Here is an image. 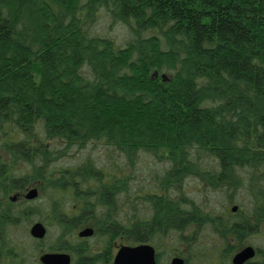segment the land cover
<instances>
[{
	"label": "trees",
	"instance_id": "1",
	"mask_svg": "<svg viewBox=\"0 0 264 264\" xmlns=\"http://www.w3.org/2000/svg\"><path fill=\"white\" fill-rule=\"evenodd\" d=\"M143 159L160 165L147 187ZM191 180L230 210L197 204ZM119 238H172L184 264L252 247L245 264H264V0H0L2 264L58 252L93 264Z\"/></svg>",
	"mask_w": 264,
	"mask_h": 264
},
{
	"label": "rangeland",
	"instance_id": "2",
	"mask_svg": "<svg viewBox=\"0 0 264 264\" xmlns=\"http://www.w3.org/2000/svg\"><path fill=\"white\" fill-rule=\"evenodd\" d=\"M96 29L98 30V32H103L104 35L115 39L116 41H120V33L122 32L121 29L119 30V28H113V29H109L108 28V24H107V20L106 19H101L97 26ZM141 165L138 168L137 171V176L138 178V182L135 184V186L137 185H144L147 187V180L142 181L144 178L148 177L149 174H151L152 172H156L160 169V165H155L153 164L151 161L143 159V161H141L140 163ZM195 181L191 180L188 181V184L185 186L184 190L187 196H189L191 199H193L194 201H196L197 204L201 205L202 207L208 208L211 211H215L218 214L224 213L223 209H226V206L223 207L224 205V197L223 195H219L216 192H210V191H206L204 190L202 187H199L198 185H195ZM247 204V200L246 197L244 195H235L234 196V204L232 206H239V205H246ZM211 207H209V206ZM226 205V203H225ZM231 206H228L226 210H230ZM225 210V211H226ZM237 211V209H236ZM205 233L208 235H206L205 237V241L208 244L207 247L212 249L211 244L214 242L212 241L213 239V233L210 230L209 227L205 228ZM172 238H167L165 240V244H164V239H163V243L162 246L159 248H156V253H160L161 257H160V264H169L172 255H174L172 253V249L175 247L177 248V246L181 247V248H185L184 245H181L180 243L178 245H172L173 241H170ZM263 240V238L261 236L259 237H254V238H250V241L252 243L255 244H259L261 241ZM212 241V242H211ZM116 245L119 248L120 246H128V241L127 240H123V239H117L116 240ZM171 244V245H169ZM261 244V243H260ZM116 247V248H117ZM180 259H182L184 261L183 258H181V256H176Z\"/></svg>",
	"mask_w": 264,
	"mask_h": 264
},
{
	"label": "water",
	"instance_id": "3",
	"mask_svg": "<svg viewBox=\"0 0 264 264\" xmlns=\"http://www.w3.org/2000/svg\"><path fill=\"white\" fill-rule=\"evenodd\" d=\"M36 189H30L24 195L26 201H33L37 198ZM236 211V207L232 208V212ZM46 230L41 223H34L30 226L29 235L34 240H43ZM92 235L91 229H85L80 232V237H89ZM255 255L252 247H246L236 253L232 260V264H245L249 262ZM41 264H69V257L60 253H47L40 257ZM113 264H156L155 250L148 244L137 245L134 247L122 246L114 257ZM170 264H184V261L178 257L173 258Z\"/></svg>",
	"mask_w": 264,
	"mask_h": 264
},
{
	"label": "flooded vegetation",
	"instance_id": "4",
	"mask_svg": "<svg viewBox=\"0 0 264 264\" xmlns=\"http://www.w3.org/2000/svg\"><path fill=\"white\" fill-rule=\"evenodd\" d=\"M30 229V228H29ZM86 229H90V228H86ZM83 230H85V228L84 229H82V230H80V231H78V233L76 234V237L78 238V239H80V240H86L85 242H86V246H88V248L90 249V251L92 252V256H96V255H100V252H99V247H100V245H99V242L96 240V238L97 237H95L93 234V230H92V235L91 236H89V237H80L79 236V234H80V232H82ZM28 234H29V230H28ZM94 236V237H93ZM29 237H30V235H29ZM31 238V237H30ZM31 239H33V238H31ZM120 239H122V238H120ZM34 240V239H33ZM36 241H39V240H36ZM41 241V240H40ZM117 243L116 242H114L113 243V245H112V249H111V252H110V255L109 254H107V255H105V259H104V261H100V259H98V261L96 262L95 260H93V261H95V262H93V264H108L107 262H106V257L107 256H112V259H111V264H113V260H114V257H115V255L117 254V252H118V250L122 247V246H120L119 248L117 247V245H116ZM139 245V244H138ZM134 246H137V245H128L127 247H134ZM117 247V248H116ZM154 248V247H153ZM154 250H155V259H156V264H157V253H156V248H154ZM58 253H60V254H65V255H67L68 257H69V260H70V262H69V264H74V261H73V258H72V256H71V254L69 253V252H58ZM44 254H47V253H44ZM44 254H41L39 257H38V262H39V264H41L40 263V261H39V259H40V257L42 256V255H44ZM51 254H53V253H51ZM176 256H174V255H172V257H171V260L173 259V258H175ZM92 258V257H91ZM170 260V261H171ZM0 264H2V259H1V253H0ZM169 264H170V262H169Z\"/></svg>",
	"mask_w": 264,
	"mask_h": 264
},
{
	"label": "bare ground",
	"instance_id": "5",
	"mask_svg": "<svg viewBox=\"0 0 264 264\" xmlns=\"http://www.w3.org/2000/svg\"><path fill=\"white\" fill-rule=\"evenodd\" d=\"M142 245V244H141Z\"/></svg>",
	"mask_w": 264,
	"mask_h": 264
}]
</instances>
